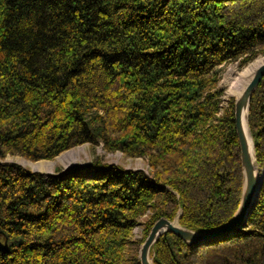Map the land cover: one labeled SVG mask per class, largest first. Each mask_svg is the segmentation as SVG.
<instances>
[{
  "label": "trees",
  "instance_id": "trees-1",
  "mask_svg": "<svg viewBox=\"0 0 264 264\" xmlns=\"http://www.w3.org/2000/svg\"><path fill=\"white\" fill-rule=\"evenodd\" d=\"M259 54L264 0H0V158L89 143L149 166L96 157L47 176L0 162V264H141L161 217L196 232L226 223L244 174L221 67ZM248 121L264 173V77ZM151 256L264 264V176L243 228L191 244L167 231Z\"/></svg>",
  "mask_w": 264,
  "mask_h": 264
},
{
  "label": "water",
  "instance_id": "water-1",
  "mask_svg": "<svg viewBox=\"0 0 264 264\" xmlns=\"http://www.w3.org/2000/svg\"><path fill=\"white\" fill-rule=\"evenodd\" d=\"M264 77V62L255 70V73L243 91L242 95L235 100L234 119L236 131L239 138L241 149V162L244 174V186L240 205L236 213L223 225L209 230L207 232H196L194 230L183 227L179 220L175 222L166 217H161L152 226L149 234L142 243L139 251L141 264H154L151 256V249L160 236L167 232H173L187 243H210L217 238H223L227 234L236 232L243 228L247 218L259 195L264 173H260L256 168V156L253 137L251 135L248 114L250 102L258 87L260 81ZM179 218V216H177ZM8 243L0 241V250L7 251Z\"/></svg>",
  "mask_w": 264,
  "mask_h": 264
},
{
  "label": "rangeland",
  "instance_id": "rangeland-1",
  "mask_svg": "<svg viewBox=\"0 0 264 264\" xmlns=\"http://www.w3.org/2000/svg\"><path fill=\"white\" fill-rule=\"evenodd\" d=\"M263 59L264 54H259L253 60L248 62L244 66L239 65V61L230 62L221 67V81L220 85L225 89L224 93V106H228L230 99L234 98L236 100V94L244 81L236 83V79L239 74L243 73L250 65L254 64L257 60ZM236 83V86L234 85ZM76 152L74 157H64L68 152ZM99 158L103 163L109 165H119L124 168L131 169H143L148 172V164L145 158L143 157H130L122 151H107L102 145L93 146L89 143H84L78 146H75L69 150H66L54 158L51 159H41V160H31L21 155H11L8 154L5 158L1 159L0 162L3 163H16L21 165L24 170L28 173L30 172H39L44 175H53V174H63L68 168L78 165V166H89L92 164L93 160ZM48 163L49 165L44 166L40 169L41 164ZM40 164V165H39ZM258 167V166H257ZM40 169V170H39ZM259 169V168H258ZM260 171V169H259ZM179 216V214L177 215ZM177 216L175 217L177 219ZM147 218V214L141 217V221H144ZM144 236V226L138 224L133 229V238L139 239Z\"/></svg>",
  "mask_w": 264,
  "mask_h": 264
},
{
  "label": "bare ground",
  "instance_id": "bare-ground-1",
  "mask_svg": "<svg viewBox=\"0 0 264 264\" xmlns=\"http://www.w3.org/2000/svg\"><path fill=\"white\" fill-rule=\"evenodd\" d=\"M263 62H264L263 59L257 60L254 64L250 65L243 73L239 74L238 78L236 79V83L243 81V80L244 81L242 82V84H241V86H240V88H239V90L235 96L236 98H239L242 95L243 91L245 90V88L247 87L249 82L251 81V79L255 73L256 68ZM236 83L234 84L235 86H236ZM75 155H76V152L72 151V152L66 153L64 156H62V158L74 157ZM46 165L48 166L49 164L43 162V164H41V166H40V169ZM256 168L258 169L257 166H256ZM177 221H178V217H177V219H175V222H177Z\"/></svg>",
  "mask_w": 264,
  "mask_h": 264
}]
</instances>
